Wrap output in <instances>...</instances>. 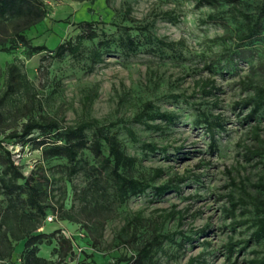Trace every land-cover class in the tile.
Segmentation results:
<instances>
[{"label": "rangeland", "instance_id": "374dc122", "mask_svg": "<svg viewBox=\"0 0 264 264\" xmlns=\"http://www.w3.org/2000/svg\"><path fill=\"white\" fill-rule=\"evenodd\" d=\"M199 1L111 0L107 4L106 0L94 3L47 0L50 9L48 20L27 33L33 43L54 49L63 41L74 39L79 30L72 24L82 21L97 22L99 31L106 32L108 37H118L122 31L120 27H129L132 35L139 36L138 28L149 26L150 33L157 38L169 42L183 41L185 46L176 52L152 51L142 46L131 57L122 53H107L103 55V63L96 64L93 70L89 59L78 61L67 56L49 67L48 76L40 70L44 53L29 58L21 47L12 53L0 52V96L4 90L6 67L12 62H21L42 105L37 116L46 114L56 117L63 121L65 127L96 119L117 134L127 154L138 159L139 173L150 177L156 169L164 170L154 186L167 184L174 177L186 178L180 193L169 191L156 198L153 190H148L145 195L133 197L119 206L106 223L97 248L99 252L93 248V238L96 237L93 226L85 228L81 224L60 221L55 212L49 211L48 216L53 217V222L45 225H48L45 232L59 229L75 248V256L68 258L64 264H80L84 253L92 255L98 263L111 262L123 253L130 256L131 251L121 242L120 236L127 221L138 213L151 222L142 231L143 235L156 222L164 224L163 233L173 235L175 243H165V252L157 257L159 264H189L190 259L200 255L205 257L196 264H246L247 260L255 257V251H264V239L252 240L245 251H236L228 259L225 245L229 237L248 240L253 230L248 229L249 225H243L232 231V218L224 211L228 206V195L231 192L239 194V189L231 184L232 178L237 184L245 180L248 191L255 194L256 190L250 183H256L264 174L262 165L247 163L242 156L243 146L251 143L252 127L259 125L264 130V111L256 120L249 122L245 120L249 110L235 107V103L247 95L242 90L241 81L251 78L255 84L264 85V66L259 64H264V30L255 40L253 49L246 50L244 59L236 56L226 69L211 75L205 68L207 62L214 54L222 53L224 48L233 47L235 37L244 30V22L228 19L224 23L203 24L211 14L233 13V7L223 1L214 6H199ZM263 4L264 0H242L239 8L258 15V8ZM166 14H170L171 18H166ZM219 37L228 39L211 43ZM100 40L84 41V48L88 51ZM210 77L216 81L219 90L212 95H204L195 83ZM90 96H93L92 101H87ZM26 101V96L19 94L11 99L8 109ZM146 102L153 103L162 112L175 113L178 119L172 125L163 120L150 121V125L160 126L158 130L135 122ZM200 110L214 115L221 113L225 119L227 132L217 137L218 149L215 152L210 150L211 142L204 125L195 124ZM126 128L134 131L137 142L129 137ZM262 136L264 138V131ZM0 141L12 151L13 159L25 175L28 176L39 166L47 171L54 180L53 195L56 199L59 200L64 192L65 209L79 208L75 192L85 186L82 173L69 179L65 160L43 161L41 151L32 150L30 145L23 148L3 135H0ZM145 144L156 145L157 150H145ZM85 153L93 163V157L89 152ZM172 212L176 216L167 217ZM178 212L184 216L182 221ZM252 216H238L237 220ZM205 228L206 232L202 233ZM184 236L193 240L187 242ZM181 242H184L183 249L177 246ZM54 246L53 242L52 246L43 247L42 252L46 251L52 258ZM21 249V245L16 247V262ZM53 259L56 260L55 257Z\"/></svg>", "mask_w": 264, "mask_h": 264}, {"label": "trees", "instance_id": "16d2710c", "mask_svg": "<svg viewBox=\"0 0 264 264\" xmlns=\"http://www.w3.org/2000/svg\"><path fill=\"white\" fill-rule=\"evenodd\" d=\"M79 2L94 3L97 0H78ZM111 0H106L107 4ZM220 1L232 6L233 13L226 15L211 14L203 24L224 23L228 19L243 21V32L235 37L233 47L224 48L222 53L214 54L207 62L205 68L212 75L217 70H224L236 56L244 59L246 50H252L255 40L264 30V4L258 8V15L243 11L239 8L242 0H200L199 6H214ZM47 0H0V52L12 53L18 48H23L27 56L45 54L40 70L46 76L49 67L56 61H62L70 56L74 60L83 61L86 58L92 62V70L98 63H103V55L107 53H122L126 57L136 55L142 46L149 47L152 51L170 50L172 52L182 49L183 41L169 42L153 36L149 26L138 28L139 36L131 34V28L120 27L118 37H108L104 31H99L98 23L82 21L72 24L79 30L73 39L59 43L54 49L45 44H35L27 36L32 29L43 24L49 17ZM171 18L170 14L165 15ZM175 20V19H174ZM101 39L95 47L84 48L83 42H94ZM228 37H219L211 43L225 42ZM87 56V57H86ZM223 63V64H222ZM260 66L264 64L259 63ZM254 70V69H252ZM1 76V73H0ZM242 90L247 92L245 98L235 103L236 108L249 110L245 116L246 121H254L264 111V85L255 84L251 78L240 82ZM196 86L204 95H212L219 88L211 77L205 81H196ZM19 94L26 96L27 101L13 109H8L11 99ZM93 93V95H95ZM178 99L177 97H173ZM93 96L87 98L92 101ZM218 106V102L215 103ZM0 135L14 140L24 148L30 145L32 150L41 151L43 161L65 160L67 163L66 175L69 179L82 173L85 177V186L76 189L79 208L65 209L64 192L59 200L53 195L54 180L47 171L39 166L27 176L22 168L16 164L14 155L3 142L0 141V264H64L69 258L75 256L73 242L58 229L52 233L39 232L48 222L49 211L55 212L58 220L69 223L81 224L85 228L93 226L96 237L93 238V248L98 251L106 223L115 215L116 209L127 203L133 197L145 195L148 190H153L154 197H162L169 191L181 192V185L186 178L174 177L167 184L154 186V182L164 174L163 169H156L154 174L147 177L137 171L138 159L127 154L123 143L117 134L110 131L96 119H88L74 126L65 127L62 120L46 114L36 115L41 110V103L36 98L24 64L12 62L6 67L4 90L0 96ZM178 116L175 113L162 112L151 102H146L140 109L134 121L151 129H160L159 125H150V121L163 120L167 124H174ZM195 124L204 125L210 139V150L218 149L220 133L227 132L225 119L221 113L214 115L206 111H199ZM112 127L115 124H111ZM129 137L137 142V136L130 128H126ZM91 131V133H88ZM263 129L254 125L251 129V143L243 146L245 162H255L264 167V138ZM38 136V137H37ZM145 150L155 152L157 146L143 145ZM93 157L89 161L85 152ZM248 180V179H247ZM231 184L239 189V194L231 192L228 195V206L224 211L232 218V231L243 225H249L253 230L250 239L236 240L229 237L225 245L228 259L237 252L245 251L252 240L264 239V174L260 175L256 183H250L256 193L248 191L246 181L236 183L234 178ZM2 197V198H1ZM55 202V203H54ZM240 210L239 214L237 211ZM180 220L184 216L181 212ZM253 215L247 219L237 220L238 216ZM172 212L167 217H175ZM151 225L149 219L142 213L134 215L127 221L120 236L121 242L131 251V255L121 254L111 262L98 263L92 255L84 253L80 264H159L157 257L165 252L166 242L175 241L173 235L162 232L164 224L156 222L145 235L144 229ZM206 232V228L201 230ZM185 241H192V237L184 236ZM55 243L52 258L46 259L39 255L41 247H50ZM173 243V244H174ZM23 244L19 253V261H14L16 247ZM241 248L237 249L239 246ZM180 249L184 242L178 243ZM99 252V251H98ZM254 258L247 260L246 264H264V251H255ZM53 257L56 258L53 259ZM205 255L190 259L189 264L204 259Z\"/></svg>", "mask_w": 264, "mask_h": 264}, {"label": "crops", "instance_id": "0c3cea01", "mask_svg": "<svg viewBox=\"0 0 264 264\" xmlns=\"http://www.w3.org/2000/svg\"><path fill=\"white\" fill-rule=\"evenodd\" d=\"M46 20H48V18H47ZM46 20H45V21H46ZM45 230H48V225H47V226H44L41 230H39V232H44V233H46ZM20 245L22 246V249H23V244H20ZM43 247H47V246H42V247H41V250H40L39 255H40L41 257H43V258L50 259L49 255L46 254V251H45V252H42V248H43ZM22 249H21V250H22ZM44 253H45V254H44Z\"/></svg>", "mask_w": 264, "mask_h": 264}, {"label": "built area", "instance_id": "2783aa9c", "mask_svg": "<svg viewBox=\"0 0 264 264\" xmlns=\"http://www.w3.org/2000/svg\"><path fill=\"white\" fill-rule=\"evenodd\" d=\"M47 222H49V223H50V222H53V217L48 216V217H47Z\"/></svg>", "mask_w": 264, "mask_h": 264}]
</instances>
